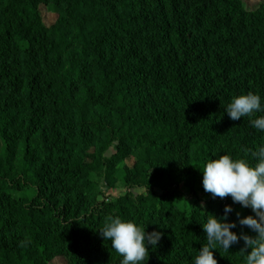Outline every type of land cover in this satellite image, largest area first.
Segmentation results:
<instances>
[{"label":"trees","instance_id":"obj_1","mask_svg":"<svg viewBox=\"0 0 264 264\" xmlns=\"http://www.w3.org/2000/svg\"><path fill=\"white\" fill-rule=\"evenodd\" d=\"M40 1L49 0H0V264H46L57 255L70 264H120L122 257L98 232L109 217L162 234L157 247L149 246L146 264H191L206 243L201 225L209 215H223L228 197H211L203 208L181 193L154 192L141 196L140 206L125 195L112 203L117 206L95 208L96 196L87 201L92 162L84 147L74 149L82 143L76 135L92 129L125 140L117 133L139 121L151 130L144 142L155 147L160 166L176 164L175 180L185 174L203 191L208 159L227 154L255 163L245 149L264 144V133L249 121L264 113L233 121L225 109L250 91L264 102V5L121 0V11L110 7L115 30L99 36L89 19L73 15L97 0H52L64 14L55 26L41 18ZM73 27L77 55L65 67L62 52L74 44L68 39ZM112 39L136 79L127 94L113 89L118 78L103 68ZM75 56L87 61L76 63ZM135 96L139 100H129ZM88 106L98 108V121L88 119ZM233 231L253 235L239 225ZM243 246L240 241L225 255L217 247L214 258L244 264Z\"/></svg>","mask_w":264,"mask_h":264},{"label":"rangeland","instance_id":"obj_2","mask_svg":"<svg viewBox=\"0 0 264 264\" xmlns=\"http://www.w3.org/2000/svg\"><path fill=\"white\" fill-rule=\"evenodd\" d=\"M97 1V6L95 5L88 10L81 9L77 11L79 14L76 13L73 15H76L77 20L89 19L95 32H97L99 36H103L105 32L115 30L114 21L116 16L114 17L115 12L110 11V7L116 11H121L122 1ZM244 1L250 8H259L264 5V0ZM86 2L88 3V1ZM130 2L131 0L126 1V3ZM38 8L41 18L48 26L60 24L59 22L62 19V15H64L60 5H56L52 0L48 2L40 1ZM127 11L131 12L132 10L127 9ZM61 25L62 28H64V24ZM76 34L77 30L73 27L68 39L71 37L74 44L66 48L65 52H62L66 65L65 67L71 64V62L68 64L70 59L68 57L77 55V53L74 52L78 49L76 46L78 42L74 39ZM112 43L113 45H111ZM114 44L115 40L112 39L110 44L105 47L104 53L107 60L103 62V68H105L104 71L108 73L110 79L118 78L116 82L112 83L113 89L127 94L129 92V87H133L136 79L133 78V74L128 73L126 68L122 66V56L124 52L121 47L119 50L116 49L118 51H114V49L117 48ZM20 57L23 58V56ZM73 60L81 65L87 61V59L79 60L77 56L73 57ZM74 100L77 101L76 99ZM129 100L137 101L139 97L135 96L133 99L130 98ZM87 108L89 111L87 116L88 119L98 121L102 117L97 107L88 106ZM152 128L155 129L156 126L152 124ZM156 129L154 131H157ZM150 131L147 125H143L139 121L137 124L131 121L130 124L128 126L126 125L116 136L119 137V135L123 133L124 137H129L125 140L118 138L110 140L104 137V134L101 132H95L92 129L88 130L83 137L76 135V138L83 144L80 143L74 146V149L82 152V147H84V151L90 155L87 157L88 161L92 162V168L88 174V181L93 184L94 187H92L90 194H88L87 201H92L91 199L96 196V199L93 200L95 208L108 207V205L115 203L119 197L130 195L133 196L134 202L140 206L139 198L141 196L146 197L150 195V193L156 192L160 195H165L167 193H175L177 195V193H181L190 205L199 203L203 208H206L209 199L212 197L211 194L201 190V185L197 182H194V184L188 182L186 179H189L190 176H185V174L183 176L184 178L177 182L174 177L177 169L176 164L169 165L168 168L160 166L163 161L156 158L155 155L157 151L155 147H151L150 143L144 142L145 135ZM142 143L146 145L140 146ZM216 198L222 199L219 197ZM223 199H226V197ZM226 201L229 205L237 206V211L245 216L246 208H241L239 204H233L230 197H228ZM144 203L146 205L148 200L145 199ZM112 206L117 205L112 204ZM145 208H148V206H145ZM223 254L225 255V251ZM46 264H70V262L66 255H57L47 261Z\"/></svg>","mask_w":264,"mask_h":264},{"label":"clouds","instance_id":"obj_3","mask_svg":"<svg viewBox=\"0 0 264 264\" xmlns=\"http://www.w3.org/2000/svg\"><path fill=\"white\" fill-rule=\"evenodd\" d=\"M225 112L230 120L253 117L264 113V102L259 94L247 92L234 96ZM251 127L264 133V115L249 121ZM250 152L255 163L243 158H233L224 154L219 158L208 159L203 165L202 187L212 198L230 197L233 204L250 209L253 215L242 216L232 205L226 204L223 215H209L201 225L206 243L192 257L191 264H218L213 250L224 251L243 241L241 252L246 254L244 264H264V144ZM235 211L236 220L229 214ZM247 228L253 235L243 231L239 234L233 229ZM104 241H110L112 249L122 259L120 264H146L149 246L157 247L161 239L159 231L146 232L131 220L109 217L98 231Z\"/></svg>","mask_w":264,"mask_h":264}]
</instances>
